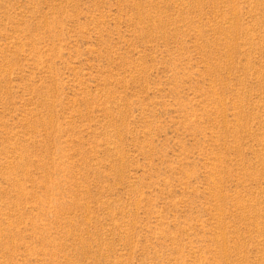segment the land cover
<instances>
[{"label":"rangeland","instance_id":"374dc122","mask_svg":"<svg viewBox=\"0 0 264 264\" xmlns=\"http://www.w3.org/2000/svg\"><path fill=\"white\" fill-rule=\"evenodd\" d=\"M0 264H264V0H0Z\"/></svg>","mask_w":264,"mask_h":264}]
</instances>
